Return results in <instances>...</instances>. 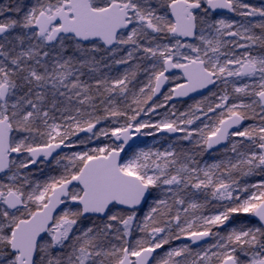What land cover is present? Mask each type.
<instances>
[{"label":"snow or ice","instance_id":"obj_1","mask_svg":"<svg viewBox=\"0 0 264 264\" xmlns=\"http://www.w3.org/2000/svg\"><path fill=\"white\" fill-rule=\"evenodd\" d=\"M0 264H264V0H0Z\"/></svg>","mask_w":264,"mask_h":264},{"label":"trees","instance_id":"obj_2","mask_svg":"<svg viewBox=\"0 0 264 264\" xmlns=\"http://www.w3.org/2000/svg\"><path fill=\"white\" fill-rule=\"evenodd\" d=\"M252 3H255V4H259L261 2V0H251ZM179 106V104H178Z\"/></svg>","mask_w":264,"mask_h":264},{"label":"rangeland","instance_id":"obj_3","mask_svg":"<svg viewBox=\"0 0 264 264\" xmlns=\"http://www.w3.org/2000/svg\"><path fill=\"white\" fill-rule=\"evenodd\" d=\"M147 142L148 143H151V138H147Z\"/></svg>","mask_w":264,"mask_h":264}]
</instances>
